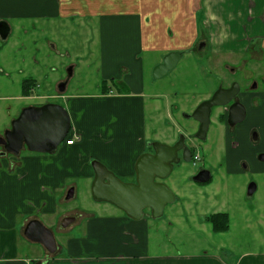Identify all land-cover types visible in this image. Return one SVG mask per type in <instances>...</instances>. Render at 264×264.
Wrapping results in <instances>:
<instances>
[{
  "label": "crops",
  "instance_id": "0c3cea01",
  "mask_svg": "<svg viewBox=\"0 0 264 264\" xmlns=\"http://www.w3.org/2000/svg\"><path fill=\"white\" fill-rule=\"evenodd\" d=\"M0 21L9 27L7 38L0 39V101L15 102L13 106L0 103V136L10 129L11 121L23 108L50 103L48 98L60 99L66 89V82H59L58 94L36 92L37 87H44L45 77L49 78L45 67L58 46L67 47L79 59L83 57L77 54L75 43L65 44L61 34L78 33L83 38H79L82 46L98 50L103 68L98 91L62 96L61 106L70 118L69 136L75 138L72 145L63 141L53 154L24 148L18 155L7 153L0 146V264H115L117 261L116 264H150L147 261L153 262V255L147 242L149 210L144 211L141 220L134 221L115 205L96 202L111 208L102 213L93 209L84 212L78 225L82 226L85 220L84 235L75 238L70 231L59 241L60 245L57 243L53 254L28 240L23 230L28 221L37 219L42 223L43 217L57 213L60 202L68 200L65 195L68 189L75 188L69 181L65 183L69 178L79 175L90 187L94 177L92 159L123 182H134L135 162L149 151L150 143L170 144L183 127L193 126L192 121L184 120L177 128L174 118H181L182 112L190 113L204 94L218 87L222 77L215 79L214 71L221 65L230 68L231 74L243 65L247 69L241 76L263 82L264 0H0ZM46 47L52 49L50 53H46ZM172 51L182 52L185 58L196 62L194 76L186 75L182 79L186 87L174 88L172 83L173 95L167 94V101L161 96L163 92H144L142 73L152 70ZM25 79L32 81L27 95L22 93ZM189 79L194 87L190 88ZM107 80L113 81L112 87L117 86L116 92ZM61 83H65L62 91ZM161 85L158 83L156 87ZM198 87L210 90L193 101ZM8 88L16 92L14 97L8 96ZM191 96L193 102L189 105ZM212 119L216 121V112ZM214 127L219 131L209 135L214 147L211 157L206 155V163L213 167L218 179L224 177L223 172L235 175L239 172L235 169L237 159L225 158L222 149L223 126ZM216 144L220 145L218 155L214 152ZM177 172L187 179L190 165L177 167ZM255 173L260 174L261 180L252 178L256 189L250 197L254 198L264 195L261 191L264 169ZM234 183L240 184L235 180ZM224 188L225 185L218 192L223 194ZM194 198L192 203L196 205L200 200ZM255 206L256 203H250L246 209L248 225L253 223L251 214ZM220 211L225 210L207 214H227ZM227 215L226 230L214 231L211 225L215 234L230 231L234 218ZM263 223L264 215L259 221ZM64 246L68 251L66 256ZM237 246L229 248L233 255L230 258L220 256L200 264H264V238L261 245L250 250L239 248L237 252ZM192 261L170 257L162 264Z\"/></svg>",
  "mask_w": 264,
  "mask_h": 264
},
{
  "label": "rangeland",
  "instance_id": "374dc122",
  "mask_svg": "<svg viewBox=\"0 0 264 264\" xmlns=\"http://www.w3.org/2000/svg\"><path fill=\"white\" fill-rule=\"evenodd\" d=\"M61 36L64 37L66 45L75 43L73 47L75 48L77 54H82L83 57L79 59L76 57L75 53L70 51L67 47L62 48V46H58L57 53H51L54 57L50 56L48 58L49 62L45 67L46 74L49 78L45 77L44 87L36 88V92L39 93L46 92L48 94H58L56 86L59 82H66V89L59 96L60 99H47L50 103H59L60 105H62V101L64 100L63 97L73 92L93 93L98 91V89H100L103 74L101 55L96 48L92 47L91 49H88L87 47L82 46L79 38H83L80 37L78 33H73L71 35H65L63 33ZM46 50V53H50L49 50L52 49L48 50L46 47L45 51ZM185 56L186 54L179 60L177 69H175V67L174 69L168 71V73L162 77H165L163 80H160L162 78L153 79L151 69H149V71L146 70V72L143 70L142 78L145 85L144 92L146 94H150L154 91L163 92L161 96L166 97V100L168 101V96L173 95V93H171L173 91L172 83H175L174 88L181 86H184L185 88L186 86L183 85L182 79L186 75L194 76L193 64L196 62H192L193 58L190 57H186V59ZM224 57L227 58V55ZM46 59L47 58L45 57V60ZM195 68L197 69L196 65ZM229 69L230 68H226L221 65L219 69H217V72L214 71V73L217 74L215 75V79L222 77V80L220 81L224 86L229 85L232 79H243L241 75L238 76L231 74ZM246 69L247 68H244L242 65L238 68L237 72L246 73ZM247 74L250 75L249 73ZM254 79L255 78H253V80ZM107 81L112 87L111 82L113 81ZM158 83H162L160 86L161 88L156 87ZM194 83L197 86V82L195 81ZM148 85L150 87H148ZM189 86L190 88L194 87L193 81L190 79ZM116 87H112L114 88L113 92L117 91ZM199 87H201V85ZM258 88L260 89L259 85ZM208 90L210 89H195L194 92L198 94H195L193 101L197 96ZM8 92H10L8 96L14 97V95H16V92L12 89L8 88ZM205 96H207V94H204V97ZM13 101L14 100L12 99L10 101L2 100L0 103L1 105L13 106L15 103ZM192 102L190 101L189 105ZM184 105L185 108H189V106L185 103ZM184 120L185 119L182 116L181 118L177 117L174 118L173 123L177 128H179L180 124L185 123ZM156 123H158V121ZM214 126L212 124L210 127L209 135L210 133L219 131L218 127ZM190 127H194V123L193 126ZM208 138V145L206 146V142L204 147L207 149L206 151L207 154H209V157H211L213 152L212 148L214 146L210 142V136ZM210 144L211 146H209ZM215 148L214 152L218 155L220 145L216 144ZM22 151L24 152L25 149ZM93 160L95 159H92L91 162ZM224 164H226V161H224ZM225 168L226 166L223 167V169ZM259 175L260 174L255 173V170L252 175H231L223 172L224 177L218 179L214 176L211 183L205 188V185L201 186L199 184L192 183L188 179H183L178 172H175L165 181L169 189L177 196V199L173 203L167 204L164 207L163 214L159 218L150 217V219H148L150 224H148L149 234L147 242L148 250L151 256L153 255V262H151V260H148L147 262L150 264H162L164 259L170 257H182V259L187 260L193 259L190 264H200L205 262L210 263L213 260L220 258V256H225L227 258L233 256L232 253H230L229 248L233 249L236 245H238L237 252L250 250L256 245H261L262 238H264V223L259 224V221L262 219V215H264V195L259 196L258 194L256 198L253 196L246 197L247 195H245L249 179L255 178L257 182H259L261 180V176ZM234 180L239 181L240 184L236 185ZM68 181L73 184V187H75L74 197L68 200L63 199L57 207L58 209L56 208L57 213L54 216H45L42 218L43 225L53 233L56 245L57 243L60 245L61 242L59 241H62V237L70 231L72 232L69 234L75 238H79L81 235H84L85 225L83 226V224L85 220H82V226H78L81 223L80 218L84 212H89L93 209L95 213H102L107 212L108 209L111 208V206L107 204L94 202L90 194L91 185L88 187V184L79 175L75 178H69L65 183ZM223 185H225L226 188L222 190L224 192L222 194L221 192H218V190H220V187ZM261 191L264 193V190ZM194 196L196 197L194 199L200 200V202L196 205L192 203ZM218 197L221 198L219 199ZM250 203H256V206L255 211L251 214L253 223L248 225L249 223H247L245 218L247 215L246 209L250 206ZM212 210H225L220 212H226L229 214L231 219L232 217L234 218V224L230 228V231L228 230L222 234H215L211 230V224L209 222L207 223L204 218L207 219V216H209L207 213L212 212ZM67 216H72L74 218V223L69 227L62 228L60 221ZM245 221L248 225L247 227L245 225ZM224 224L225 221L224 219L222 220V218L220 221H217V227L219 228ZM255 229L257 230L256 232H254ZM239 248L241 249L240 251ZM63 253L65 254L64 256L68 253L66 246L63 247ZM33 255L37 256L36 253H33ZM92 260L94 259L92 258ZM118 262L119 261L116 263Z\"/></svg>",
  "mask_w": 264,
  "mask_h": 264
},
{
  "label": "water",
  "instance_id": "95a60500",
  "mask_svg": "<svg viewBox=\"0 0 264 264\" xmlns=\"http://www.w3.org/2000/svg\"><path fill=\"white\" fill-rule=\"evenodd\" d=\"M8 33L7 23L0 21V39L5 40ZM182 56L183 53L179 51L167 53L162 58V62L152 69L153 79H160L168 71L174 69ZM64 86L65 83H61L59 90L62 91ZM234 87H238V83L232 84L227 89L219 86L210 100L198 105L188 115L199 123L200 139L206 137L210 107L227 105L232 98ZM230 115L231 111L228 122L232 125ZM69 131L70 118L61 105L44 103L28 106L23 108L20 114L11 121L10 129L0 136V146L5 152L13 155H18L24 148L31 152L53 154L63 143ZM149 146H152L154 154L145 152L138 157L134 165V182H123L102 163L93 160L91 166L94 170V177L90 187L92 199L95 202H108L115 205L134 221L141 220L145 210L150 211L151 218H159L163 214L164 207L175 201V195L164 182L156 181V179L163 180L169 175L172 164L179 161L175 155L181 146L180 140L174 146L160 142H152ZM184 151L185 149H183L182 160L188 162L190 156L185 155ZM263 155L259 156L262 161H264ZM210 176V171L203 169L197 173L194 180L206 183ZM255 189V182L249 183L246 195L251 196ZM73 196L74 189L70 188L66 199ZM73 222L72 217H66L60 223L63 228H66ZM23 234L28 240L41 244L48 253L56 252L57 246L53 233L37 219L27 222Z\"/></svg>",
  "mask_w": 264,
  "mask_h": 264
},
{
  "label": "flooded vegetation",
  "instance_id": "af4514ba",
  "mask_svg": "<svg viewBox=\"0 0 264 264\" xmlns=\"http://www.w3.org/2000/svg\"><path fill=\"white\" fill-rule=\"evenodd\" d=\"M234 75H240L241 72H233ZM242 80L232 79L229 85L224 86L221 82L219 86L223 88H230L232 84L238 83V87L232 89L233 95L230 102L223 106H211L209 112V125L206 132V137L200 139L199 137V123L192 119L188 115L201 103L211 99L213 93L212 91L205 97H202L196 105L193 107L190 113L182 112L181 116L187 120L194 123V127L185 126L180 132H178L176 138L168 145L174 146L180 140L181 149L176 151V159L179 161L172 164V170L169 175L163 179H156V181L164 182L175 172H177V167L183 165H190V174L187 179L195 184L201 186L209 185L214 177L213 167L206 163V148L204 145L208 141L210 127L213 125L223 126L224 135L222 134L223 143V153L224 157L229 156L235 157L237 160L236 168L239 174H251L254 170L264 169V161L260 159V154H264V81H258L257 79H251L248 76H242ZM258 85L260 89L258 88ZM193 96V95H192ZM192 96L190 101H192ZM230 121L233 123L229 124V113ZM216 112V121L212 119V116ZM241 119V120H239ZM237 120H239L237 122ZM262 124V125H261ZM183 149L187 156H190V161L184 162L182 160ZM148 153L154 154L152 146H149ZM196 156V160L194 157ZM260 156V157H259ZM264 158V155H263ZM194 159V160H193ZM254 162V163H253ZM207 169L210 171V179L206 183H199L194 180V177L200 170ZM254 182L253 179H249V183ZM246 186V187H247ZM247 190V188H246ZM174 193V192H173ZM175 195V194H174ZM246 195V193H245ZM248 197V196H246ZM250 197V196H249ZM177 196L175 195V200ZM145 213V212H144ZM72 217V216H67ZM66 218V217H65ZM73 218V217H72ZM74 219V218H73ZM74 223V222H73ZM61 225V223H60ZM72 225V224H71ZM70 225V226H71ZM62 227V226H61ZM63 228V227H62Z\"/></svg>",
  "mask_w": 264,
  "mask_h": 264
},
{
  "label": "trees",
  "instance_id": "16d2710c",
  "mask_svg": "<svg viewBox=\"0 0 264 264\" xmlns=\"http://www.w3.org/2000/svg\"><path fill=\"white\" fill-rule=\"evenodd\" d=\"M31 82L32 81L30 79H25L23 81V87H22L23 95L29 94L30 87H31V85L29 83H31ZM69 138H70V136L68 133V135L64 139V143ZM221 218H222V220L224 219L225 224L219 228V227H217V221H220ZM207 220L211 223L214 231H222V230H226L228 228V217H227V214H225V213H216V214L209 215V216H207Z\"/></svg>",
  "mask_w": 264,
  "mask_h": 264
},
{
  "label": "built area",
  "instance_id": "2783aa9c",
  "mask_svg": "<svg viewBox=\"0 0 264 264\" xmlns=\"http://www.w3.org/2000/svg\"><path fill=\"white\" fill-rule=\"evenodd\" d=\"M74 140H75V138H73V137H70L69 139H67L66 141H65V144L66 145H72L73 143H74ZM196 158V156L194 157V159ZM193 159V160H194ZM196 160V159H195Z\"/></svg>",
  "mask_w": 264,
  "mask_h": 264
}]
</instances>
